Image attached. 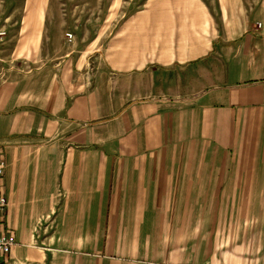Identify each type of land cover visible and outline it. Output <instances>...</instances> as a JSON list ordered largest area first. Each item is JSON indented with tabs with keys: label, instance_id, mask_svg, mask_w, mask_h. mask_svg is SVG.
Wrapping results in <instances>:
<instances>
[{
	"label": "crops",
	"instance_id": "crops-1",
	"mask_svg": "<svg viewBox=\"0 0 264 264\" xmlns=\"http://www.w3.org/2000/svg\"><path fill=\"white\" fill-rule=\"evenodd\" d=\"M28 3L12 56L36 59L51 17ZM213 3L145 0L0 75V234L17 240L0 264H196L207 237L231 238L215 264H264V214L239 212L264 204V0Z\"/></svg>",
	"mask_w": 264,
	"mask_h": 264
},
{
	"label": "rangeland",
	"instance_id": "rangeland-1",
	"mask_svg": "<svg viewBox=\"0 0 264 264\" xmlns=\"http://www.w3.org/2000/svg\"><path fill=\"white\" fill-rule=\"evenodd\" d=\"M29 0H0V32L6 31V35L0 37V75L5 77L12 69L20 72H28L31 69L39 67L45 63L47 57L41 56L46 53H54L48 58L55 59L56 53H61L70 45V39L67 33H73L75 40H79L80 47H88V43L93 42L95 38L108 37L114 33V28L118 23L125 19V16L135 12L140 8L145 0H40V8H32L33 14L43 16V5L48 6L49 44L37 47L33 52L36 59L28 56H12L21 39V26L24 16L29 13ZM38 2V0H36ZM211 5H215L213 0H209ZM61 8L60 9L58 8ZM36 10V11H35ZM40 10V13H39ZM59 10V12H58ZM58 12V13H57ZM69 41H68V40ZM37 50V51H36ZM10 69V70H9ZM11 72V71H10ZM245 163V162H241ZM241 197L239 205L240 213H258L264 214V204L251 203L243 204ZM231 211V206H224V211ZM256 238L262 243L264 240V231L257 230ZM248 236L240 237V240L248 239ZM197 239V238H196ZM203 244L199 242L196 245V264H215L217 261H232L231 256V238H202ZM213 245H211V242ZM218 240V245L215 241ZM264 243V242H263ZM246 246L247 244L244 243ZM236 259V258H235Z\"/></svg>",
	"mask_w": 264,
	"mask_h": 264
},
{
	"label": "built area",
	"instance_id": "built-area-1",
	"mask_svg": "<svg viewBox=\"0 0 264 264\" xmlns=\"http://www.w3.org/2000/svg\"><path fill=\"white\" fill-rule=\"evenodd\" d=\"M6 35V31L0 32V37ZM71 37V34H69ZM7 167L6 160L0 158V177L5 173V168ZM8 206V201L4 195H0V215L3 210ZM13 233H2L0 234V256L7 257L10 252L13 250L14 246L17 244V240Z\"/></svg>",
	"mask_w": 264,
	"mask_h": 264
},
{
	"label": "bare ground",
	"instance_id": "bare-ground-1",
	"mask_svg": "<svg viewBox=\"0 0 264 264\" xmlns=\"http://www.w3.org/2000/svg\"><path fill=\"white\" fill-rule=\"evenodd\" d=\"M71 34V37L69 36ZM68 38L72 41L74 39V34L73 33H67Z\"/></svg>",
	"mask_w": 264,
	"mask_h": 264
}]
</instances>
